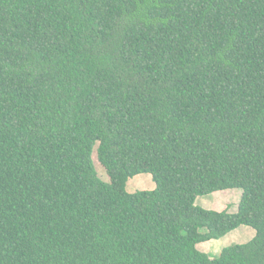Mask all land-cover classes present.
<instances>
[{
	"label": "trees",
	"instance_id": "1",
	"mask_svg": "<svg viewBox=\"0 0 264 264\" xmlns=\"http://www.w3.org/2000/svg\"><path fill=\"white\" fill-rule=\"evenodd\" d=\"M0 264H264V0H0Z\"/></svg>",
	"mask_w": 264,
	"mask_h": 264
},
{
	"label": "rangeland",
	"instance_id": "2",
	"mask_svg": "<svg viewBox=\"0 0 264 264\" xmlns=\"http://www.w3.org/2000/svg\"><path fill=\"white\" fill-rule=\"evenodd\" d=\"M96 148L97 144L92 150V164L98 177L104 182H109L105 170L96 159ZM154 188L155 182L152 178V175L148 172H143L133 178L128 179L124 189L127 193H135L138 191H151ZM240 196L241 190L238 188L223 189L205 196L198 197L195 204L208 210H227L228 212H234L237 210ZM254 236L255 230L253 228L241 225L220 239L197 244L196 249L207 254L210 258H216L223 248L236 244H245L249 242Z\"/></svg>",
	"mask_w": 264,
	"mask_h": 264
}]
</instances>
